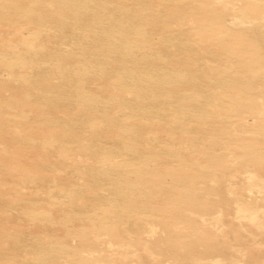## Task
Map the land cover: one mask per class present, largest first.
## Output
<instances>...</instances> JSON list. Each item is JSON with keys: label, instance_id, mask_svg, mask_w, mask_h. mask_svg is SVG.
<instances>
[{"label": "bare ground", "instance_id": "6f19581e", "mask_svg": "<svg viewBox=\"0 0 264 264\" xmlns=\"http://www.w3.org/2000/svg\"><path fill=\"white\" fill-rule=\"evenodd\" d=\"M263 19L264 0H0V26L21 40L9 39L2 46L0 67L9 77L22 81L27 101L43 100L36 104L41 107L39 123L64 135L58 139L54 134L47 146L72 156L69 148L76 143L88 160L94 161L86 171L79 170V175L91 180L93 187H107L109 194L92 193L93 205L79 204V208L93 215L97 207L108 208L111 201L122 203L128 208L125 215H138L148 225L150 236L142 240L144 254L156 262L164 253L178 254L193 246L188 229L179 230L183 222L189 226L200 219L202 223L214 222L211 227L216 228L230 216L222 207L211 213L212 206L206 204L178 210L177 215L167 218L154 206L156 196L161 195L165 203L188 205L183 199L192 195L176 187L164 194L160 186L143 185L140 178L146 182L144 176L155 175L168 162L174 172V165L182 164L176 173L179 182L195 183L183 165L185 154L170 145L199 142L201 137L194 133L196 124L206 123L215 109L230 115L238 109L252 110L257 96L264 100L261 91L252 93L256 87L236 78L233 71L223 72L247 62L264 70V46L258 40L264 41ZM187 22L193 27L187 28ZM243 26L255 35L245 34L240 29ZM194 29H200L203 42L195 41ZM213 40L220 41V46L215 52L207 51L206 43ZM216 72L221 74L213 76ZM218 89L225 91L224 95ZM60 109L64 111L62 118L50 114ZM263 111L259 109L258 117ZM17 119L27 123L28 115ZM221 120L220 135L209 137V146L215 142L218 146L205 150L206 158L218 160L229 155L234 142H252L232 132L234 124L227 116ZM158 129L170 132L168 141L156 134ZM101 133L115 134L118 140L108 145ZM158 143L167 148L154 150ZM254 150L253 158L239 163L229 178H212L214 187L204 179L196 183V189L208 195L216 190L217 195L225 192L234 200L233 219L242 226L248 222L264 233V143ZM238 180L243 181L242 186ZM145 189L149 198L142 200ZM84 192L88 193L77 189L73 194L82 199ZM158 215L161 236L159 227L151 224ZM152 217L156 219L150 221ZM124 224L122 220L116 227L124 230ZM170 227L177 238L169 236ZM258 244L263 247L264 241ZM232 249L242 259L248 255L243 246ZM195 258V264H226L219 257L210 261Z\"/></svg>", "mask_w": 264, "mask_h": 264}, {"label": "rangeland", "instance_id": "374dc122", "mask_svg": "<svg viewBox=\"0 0 264 264\" xmlns=\"http://www.w3.org/2000/svg\"><path fill=\"white\" fill-rule=\"evenodd\" d=\"M231 20L232 17L227 20V23L229 24ZM185 26L193 27L189 22L185 23ZM240 29L252 37L255 35L247 27L243 26ZM199 30L194 29L193 34L195 41L201 43L204 38L199 34ZM216 38L218 39L217 36ZM9 39L16 43L21 41L14 33L0 26V50ZM258 40L264 46L263 39ZM213 41L206 43L207 51H217V46H220L221 42ZM227 50L224 54H228ZM249 63L243 64V67L237 63L233 69L225 68L223 72L228 74L233 71L236 78L256 87L255 90H250L252 93L261 91L264 94V70L261 71L259 66ZM220 74L216 72L213 76ZM224 92L219 91L222 94ZM249 98H253V95ZM224 100L229 101V98L224 97ZM39 102L42 103L43 100L27 101V93L22 81L9 77L0 67V264H195L194 260L197 259L195 257L207 261L220 258L226 264H234L237 260L241 261L239 264L264 261V246L258 244L264 241V233L248 222H242V226L233 219L235 204L232 197L225 192L217 195L216 189V192L209 195L196 189V183L204 179H208L206 183L214 187L216 184L213 183L212 178L217 181L223 177L229 178L234 174V169L239 166V163L253 158L255 146H263L264 111L263 115L258 117L259 109L264 108L262 98L256 97V101L252 102L254 105L252 110L238 109L230 113L232 116L226 115L219 109L213 110V117L206 123L196 124L197 131L194 133L201 137L199 142L194 145L190 142L170 145L175 149H181L185 154L183 165L191 171L190 179L195 180V183L179 182L176 173H180L182 164L174 165L173 163L172 165L176 168L174 172L173 166L168 162L161 165L160 171L155 175L144 176L146 182L140 178L143 185L148 183L150 187L151 185L160 186L162 190H165L164 194L170 192L172 187H176L192 195L183 199L188 202V205H181L178 201L165 203L161 200V195L156 196L153 200L156 202L154 206L162 210L163 216L167 218L177 215L178 210L188 207L202 208L206 204L212 206L211 213L222 207L227 214H230L222 219L221 222L224 224L220 222L216 228L211 227L215 224L214 222L202 223L200 219L189 226L183 222L184 225L180 224L183 227L179 230L188 229L186 231L189 234L188 241L193 242L189 252L181 250L180 253L173 255L164 253L158 256L160 259L156 262L144 254L142 240L150 236L148 225L142 219L139 220L138 215H125L128 213V208L122 203L111 201L108 208L97 207L93 215L88 214L87 209L79 208V204L93 205L92 193L108 196L109 190H105L107 187H93L94 183L91 180L81 179L79 170L86 171L93 166L94 161H89L87 155L79 150L76 143L68 147L73 153L72 156L69 154L65 156L59 150L46 145L52 136L56 135L59 139L64 135L53 127L49 128L39 123L41 107L36 105ZM72 111L70 108L68 112ZM63 112V109L58 112L51 110L50 114L62 118ZM22 114L28 115L27 123H20L17 119ZM226 116L227 120L234 124L231 128L232 132L236 131L237 135H242L252 142H234L229 155L225 154L227 156L223 155L218 160L206 158L204 151L218 146L216 142L212 144L213 146H209V137L211 134L220 135L221 119ZM168 133L170 132L160 129L156 132L165 141L169 140ZM99 136L102 139H108L110 142H107L108 145L118 140L117 135L112 133H106V135L101 133ZM166 148L160 143L154 146V150ZM261 174L264 176V172ZM237 182L242 186V180ZM89 185L93 187V190L88 187ZM77 189L86 190L88 193L84 192L81 199L73 194ZM145 190L142 200L149 198V190ZM103 192L106 193L103 194ZM243 194L246 195L245 192ZM224 199L226 202L221 203ZM160 204L163 208H160ZM36 214L42 216L36 217ZM155 219L152 217L150 221ZM122 220L125 222L122 226L124 230L116 227ZM151 224H154L156 228L159 227L157 231L161 236L163 234L161 216L158 215L156 221ZM203 224H205L204 228ZM168 232L169 236L177 238L178 235L174 229L173 231L172 228L168 229ZM157 244L161 248L164 247L161 241L160 243L157 241ZM236 245L243 246L247 250L246 258L242 259L240 253L232 249V246ZM188 253L189 256L186 255Z\"/></svg>", "mask_w": 264, "mask_h": 264}]
</instances>
